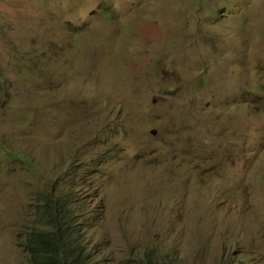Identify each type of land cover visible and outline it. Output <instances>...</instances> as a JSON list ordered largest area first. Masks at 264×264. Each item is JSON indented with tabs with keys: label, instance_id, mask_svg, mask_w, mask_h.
Here are the masks:
<instances>
[{
	"label": "rangeland",
	"instance_id": "rangeland-1",
	"mask_svg": "<svg viewBox=\"0 0 264 264\" xmlns=\"http://www.w3.org/2000/svg\"><path fill=\"white\" fill-rule=\"evenodd\" d=\"M0 49V264L48 195L83 264H264V0H0Z\"/></svg>",
	"mask_w": 264,
	"mask_h": 264
},
{
	"label": "trees",
	"instance_id": "trees-1",
	"mask_svg": "<svg viewBox=\"0 0 264 264\" xmlns=\"http://www.w3.org/2000/svg\"><path fill=\"white\" fill-rule=\"evenodd\" d=\"M51 195L44 207L50 212L47 231L32 229L27 232L23 249L28 254L27 264H82L79 254L82 248L75 241V228L71 226L72 217L61 203L51 202ZM71 258V261L68 260ZM137 264H169L157 257L146 254Z\"/></svg>",
	"mask_w": 264,
	"mask_h": 264
},
{
	"label": "clouds",
	"instance_id": "clouds-1",
	"mask_svg": "<svg viewBox=\"0 0 264 264\" xmlns=\"http://www.w3.org/2000/svg\"><path fill=\"white\" fill-rule=\"evenodd\" d=\"M233 35V34H232ZM5 60H7V61H9L10 60V56L9 55H7L6 53H4V51L3 50H1L0 49V69H1V67L2 66H4V63H5ZM5 86H6V84H5V80H4V78L2 77V76H0V92H4V97H5V99H7V96H5ZM58 103V102H57ZM2 105H3V103H2ZM2 109V107H0V110ZM153 131L155 132V133H153ZM156 130H154V129H152L151 131H150V134L152 135V136H154V135H156ZM63 205V204H62ZM63 207H64V205H63ZM65 208V207H64ZM65 211H67L66 209H65ZM68 212V211H67ZM70 217H72L71 215H70ZM72 220H73V222L75 221L74 219H73V217H72ZM73 222H72V224H71V226L73 227V228H75V232H76V234H75V241H76V243L77 244H79L80 245V247L82 248V251L80 252V254L78 255L79 256V258H80V260H81V262H82V264H83V262L85 261V260H87L88 258H87V254H86V252H85V250H84V246L80 243V242H78V239H79V237H80V235H79V231H78V228L77 227H75L74 226V224H73ZM32 229H36V230H40V229H38V228H32ZM32 229H30V230H32ZM30 230H28V231H30ZM43 231V230H42ZM45 231H47V230H45ZM27 235V234H26ZM26 238V237H25ZM25 241V240H24ZM23 247V246H22ZM25 251V250H24ZM26 252V251H25ZM27 258H28V254H27ZM68 260H70L71 261V258L70 257H68ZM129 263H131V264H137L136 262H134V261H129ZM26 264H27V262H26ZM72 264V263H71Z\"/></svg>",
	"mask_w": 264,
	"mask_h": 264
},
{
	"label": "water",
	"instance_id": "water-1",
	"mask_svg": "<svg viewBox=\"0 0 264 264\" xmlns=\"http://www.w3.org/2000/svg\"><path fill=\"white\" fill-rule=\"evenodd\" d=\"M153 133H155V132L153 131Z\"/></svg>",
	"mask_w": 264,
	"mask_h": 264
}]
</instances>
